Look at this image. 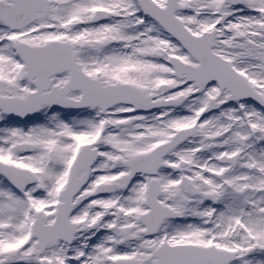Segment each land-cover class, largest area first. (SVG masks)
Here are the masks:
<instances>
[{"label":"snow or ice","instance_id":"1","mask_svg":"<svg viewBox=\"0 0 264 264\" xmlns=\"http://www.w3.org/2000/svg\"><path fill=\"white\" fill-rule=\"evenodd\" d=\"M0 264H264V0H0Z\"/></svg>","mask_w":264,"mask_h":264}]
</instances>
